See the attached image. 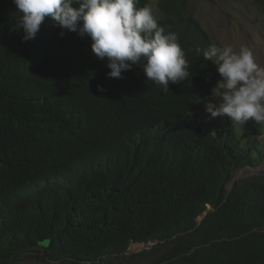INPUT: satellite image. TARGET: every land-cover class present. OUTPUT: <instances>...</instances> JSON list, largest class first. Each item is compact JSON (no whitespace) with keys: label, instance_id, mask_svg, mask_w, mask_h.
I'll return each mask as SVG.
<instances>
[{"label":"trees","instance_id":"obj_1","mask_svg":"<svg viewBox=\"0 0 264 264\" xmlns=\"http://www.w3.org/2000/svg\"><path fill=\"white\" fill-rule=\"evenodd\" d=\"M157 7L190 66L169 91L144 80L143 59L110 78L91 38L61 37L50 18L25 41L17 6L0 0V63H10L0 64V264H132L151 255L149 264H264V175L234 181L264 162V140L253 120L201 117L220 80L202 56L212 42L189 0ZM45 239L49 248L37 252ZM149 243L148 255H127Z\"/></svg>","mask_w":264,"mask_h":264},{"label":"clouds","instance_id":"obj_2","mask_svg":"<svg viewBox=\"0 0 264 264\" xmlns=\"http://www.w3.org/2000/svg\"><path fill=\"white\" fill-rule=\"evenodd\" d=\"M13 3L20 13L19 25L25 41L34 38L46 18H50L61 29V37L65 30L89 36L91 53L106 62L110 78H121L124 71L139 65L141 59L145 61L142 71L146 79L166 91L170 82L184 81L190 74L189 61L177 35L158 22L153 7H137L138 0H13ZM202 56L216 66L221 77L211 89V99L205 102L206 112L213 118L227 116L239 125L249 120L264 125V68L257 65L253 53L243 46L234 51L230 45L211 44ZM258 139L264 140V136Z\"/></svg>","mask_w":264,"mask_h":264},{"label":"rangeland","instance_id":"obj_3","mask_svg":"<svg viewBox=\"0 0 264 264\" xmlns=\"http://www.w3.org/2000/svg\"><path fill=\"white\" fill-rule=\"evenodd\" d=\"M150 2L151 7L157 9L158 0H150ZM189 2L190 14L208 33L212 44L218 47L230 45L234 51H239L242 46L247 47L253 53L257 65L260 68H264V9L257 6L251 0H189ZM160 15L162 16V14ZM210 64L213 63L210 62ZM216 77L221 79L219 73ZM200 115L203 119L211 118L212 120H220L222 122L229 119L227 116L213 118L205 109ZM253 123L255 127L253 129L254 132L258 136H264V125H258L254 120ZM255 175H264V162L253 168H246L237 172L234 176V181ZM152 245L151 243L147 245L132 244L127 255L130 256L137 253L148 255ZM36 251L41 252L42 250L41 248H37ZM153 259H155L153 255L149 257L145 256L142 260L132 259V264H149ZM18 264L43 263L24 259ZM110 264L119 263L113 260Z\"/></svg>","mask_w":264,"mask_h":264},{"label":"bare ground","instance_id":"obj_4","mask_svg":"<svg viewBox=\"0 0 264 264\" xmlns=\"http://www.w3.org/2000/svg\"><path fill=\"white\" fill-rule=\"evenodd\" d=\"M143 1H144V0H143ZM164 1H165V0H164ZM170 1H172V0H170ZM249 1H250V0H249ZM255 1H256V0H255ZM148 2H149V1H148ZM159 2H160V1H159ZM178 2H179V1H178ZM253 2H254V1H253ZM157 3H158V2H157ZM162 3H163V2H162ZM257 3H259V2H257ZM144 4H147V3H144ZM144 4H142V6H144ZM171 4H172V3H171ZM206 4H207V3H206ZM260 4H261V3H260ZM149 5H150V4H149ZM208 5H209V4H208ZM256 5H257V4H256ZM261 5H262V4H261ZM150 6H151V5H150ZM137 7H138V6H137ZM176 7H177V6H176ZM157 8H158V7H157ZM171 8H172V7H171ZM154 9L156 10V8H154ZM168 9H169V8H168ZM178 9H179V8H178ZM169 10H170V9H169ZM174 10H175V8H174ZM179 10H180V9H179ZM179 10H178V12H180ZM183 10H184V9H183ZM170 11H171V10H170ZM170 11H168V12H170ZM157 12H158V11H157ZM160 12H161V11H159L158 13H160ZM163 14L165 15V13H163ZM174 14H175V13H174ZM174 14H173V15H174ZM179 14H180V13H179ZM179 14H178V15H179ZM169 15H170V14H169ZM176 17H177V15H176ZM159 18H160V17H159ZM159 18H158V19H159ZM170 18H171V17H170ZM171 19H172V18H171ZM174 19H175V18H174ZM169 20H170V19H169ZM169 20H167V21H169ZM172 20H173V19H172ZM159 21H160V20H158V22H159ZM182 22H183V21H182ZM168 23H170V22H168ZM172 24H173V23H172ZM167 25H168V24H167ZM48 26H49V25H48ZM41 27H42V26H41ZM170 27H171V26H170ZM186 28H187V27H186ZM41 29H42V28H41ZM189 29H190V28H189ZM44 30H45V29H44ZM54 30H55V29H54ZM54 30H53V31H54ZM193 30H194V29H193ZM39 31H40V30H39ZM45 31H46V30H45ZM50 31H51V30H50ZM53 31H52V32H53ZM177 31H178V30H177ZM54 32H55V31H54ZM38 33H39V32H38ZM186 33H187V32H186ZM44 34H45V33H44ZM44 34H43V35H44ZM49 34H50V32H49ZM52 34H53V33H52ZM52 34H50V35H52ZM55 34H56V32H55ZM40 35H41V34H40ZM38 36H39V35H36V37H38ZM47 36H48V35H47ZM47 36H46V37H47ZM36 37H34V38H36ZM44 37H45V36H44ZM46 37H45V39H46ZM50 37H51V36H50ZM47 38H48V37H47ZM38 40H39V39H38ZM38 40H37V41H38ZM49 40H50V39H49ZM89 40H90V39H89ZM28 41H29V40H28ZM32 41H33V40H32ZM39 42H40V41H39ZM42 42H43V41H42ZM42 42H40V43L42 44ZM85 42H86V41H85ZM87 42H88V41H87ZM87 42H86V43H87ZM89 42H90V41H89ZM28 43H29V42H28ZM30 43H31V42H30ZM82 43H84V42H82ZM202 43H203V42H202ZM38 44H39V43H38ZM41 44H40L39 46H41ZM32 45H33V44H32ZM47 45H48V43H47ZM49 45H50V44H49ZM28 46H29V45H28ZM28 46H27V47H28ZM43 46H44V45H43ZM43 46H42V47H43ZM56 46H57V45H56ZM89 46H91V45H89ZM24 47H25V46H24ZM37 47H38V46H37ZM49 47H51V46H49ZM19 48H20V47H19ZM88 48H89V47H88ZM25 49H26V48H25ZM38 49H39V48H38ZM46 49H48V48H46ZM46 49H45V50H46ZM83 49H84V48H83ZM28 50H29V49H28ZM30 50H31V49H30ZM40 50H41V49H40ZM40 50H38V51H40ZM42 50H43V49H42ZM42 50H41V51H42ZM54 50H55V49H54ZM54 50H50V52H51V51L54 52ZM85 50H86V49H85ZM85 50H84V52H85ZM19 51H20V50H19ZM89 51H90V50H89ZM46 52H47V51H46ZM16 53H17V52H16ZM38 53H39V52H38ZM55 53H56V52H55ZM88 53H90V52H88ZM20 54H21V53H19V55H20ZM22 54H23V53H22ZM39 54H40V53H39ZM49 54H50V53H49ZM36 55H37V54H36ZM54 55H55V54H54ZM64 55H65V54H64ZM64 55H63V56H64ZM24 56H25V55H24ZM48 56H49V55H48ZM56 56H57V55H56ZM81 56H82V55H81ZM40 58H42V57H40ZM43 58H44V57H43ZM45 58H46V57H45ZM51 58H52V57H51ZM55 58H56V57H55ZM38 59H39V58H38ZM38 59H37V60H38ZM47 59H48V58H47ZM52 59H53V58H52ZM58 59H59V58H58ZM66 59H67V56H66ZM35 60H36V59H35ZM45 60H46V59H45ZM49 60H50V58L48 59V61H49ZM67 60H68V59H67ZM71 60H72V58H70V61H71ZM78 60H79V59H78ZM41 61H42V60H41ZM53 61H54V60H53ZM53 61H52V62H53ZM26 62H27V61H26ZM31 62H32V61H31ZM33 62H34V61H33ZM37 62H38V61H37ZM52 62H51V63H52ZM58 62H63V61H59V60H58ZM58 62H57V63H58ZM74 62H75V61H74ZM207 62H208V61H207ZM210 62H211V61H210ZM2 63H3V61H1L0 64H2ZM39 63H40V62H39ZM48 63H50V62H48ZM51 63H50V65H51ZM53 63H54V62H53ZM211 63H212V62H211ZM3 64H5V65L8 66V64H10V63L6 64V62H4ZM18 64H19V63H17L16 66H17ZM22 64H23V63H22ZM28 64H29V63H28ZM46 64H47V63H46ZM19 65H20V64H19ZM24 65H25V63H24ZM40 65H41V63L38 64L39 67H40ZM56 65H57V64H56ZM56 65H55V66H56ZM60 65H61V64H60ZM7 66H6V67H7ZM21 66H22V65H21ZM33 66H35V65H33ZM52 66H53V65H52ZM52 66H50V68H51ZM55 66H54V68H55ZM3 67H5V66H3ZM3 67H1V68H3ZM18 67H20V66H18ZM22 67H23V66H22ZM22 67H20V68H22ZM27 67H28V66H27ZM36 67H37V65H36ZM44 67H45V66H44ZM48 67H49V66H48ZM84 67H85V66H84ZM1 68H0V69H1ZM20 68H19V69H20ZM25 68H26V67H25ZM29 68H30V67H29ZM40 68H41V67H40ZM46 68H47V67H46ZM46 68H44V69H46ZM54 68H53V69H54ZM22 69H23V71H24V67H23ZM34 69H35V68H34ZM37 69H38V68H37ZM57 69H58V68H57ZM63 69H64V68H63ZM63 69H61L60 72H63V71H62ZM10 70H12V69H10ZM14 70H15V69H14ZM55 70H56V68H55ZM74 70H76V69H74ZM30 71H31V70H30ZM47 71H48V69H47ZM52 71H53V70H52ZM65 71H66V70H65ZM69 71H70V70H69ZM69 71H68V72H69ZM81 71H82V70H81ZM17 72H19V71H17ZM25 72H26V71H25ZM71 72H72V70H71ZM76 72H77V71H76ZM1 73H2V72H1ZM13 73L15 74V72H13ZM22 73H23V72H22ZM29 73H30V72H29ZM142 73H143V72H141V74H142ZM16 74H17V73H16ZM26 74H27V73H26ZM64 74H65V73H64ZM68 74H69V73H68ZM141 74H140V75H141ZM66 75H67V73H66ZM66 75H65V76H66ZM71 75H72V74H71ZM18 76H19V75H18ZM20 76H21V74H20ZM25 76H28V75H25ZM1 77H2V76H1ZM23 77H24V73H23ZM16 78H17V77H16ZM24 78H25V77H24ZM127 78H128V77H127ZM20 79H21V78H20ZM22 79H23V78H22ZM22 79H21V80H22ZM29 79H30V78H29ZM114 79H115V78H114ZM13 80H14V79H13ZM115 80H116V79H115ZM144 80H145V76H144ZM22 81H23V80H22ZM9 82H10V80H9ZM14 82H15V80H14ZM16 82H18L19 84L21 83V81L19 82L18 79H17ZM30 82H31V81H30ZM146 83H147V82H146ZM2 84H4V83H2ZM11 84H12V82H11ZM19 84H18V86H19V88H21V86H20ZM25 84H26V82H25ZM25 84H24V86H25ZM27 85H29V84H27ZM113 85H114V84H113ZM184 85H185V84H184ZM118 86H119V85H118ZM124 86H125V85H124ZM124 86H123V87H124ZM185 86H186V85H185ZM27 87H28V86H27ZM30 87H31V85H30ZM97 87H98V86H97ZM121 87H122V86H121ZM98 88H99V87H98ZM29 89H30V88H29ZM125 89H126V88H125ZM138 89H139V88H138ZM130 90H131V89H130ZM31 91H32V90H31ZM115 92H116V91H115ZM113 94H114V93H113ZM32 95H33V93H32ZM120 96H121V95H120ZM32 97H33V96H32ZM32 97H31V98H32ZM112 98H114V97H112ZM77 100H78V99H77ZM79 101H80V100H79ZM168 102H169V101H168ZM132 103H133V102H132ZM104 107H105V106H104ZM150 107H151V106H150ZM89 108H90V107H89ZM112 114H113V113H112ZM69 117H70V116H68V118H69ZM163 123H164V122H163ZM137 127H138V126H137ZM153 129H154V128H153ZM9 137H11V136H9ZM6 143H7V142H6ZM2 146H3V145H2ZM5 147H6V146H5ZM8 147H9V146H8ZM1 148L3 149V147H1ZM5 151H6V150H5ZM3 154H4V153H3ZM4 156H5V154H4ZM26 158H27V157H26ZM27 159H28V158H27ZM2 160H3V159H2ZM0 166H1V163H0ZM3 167L5 168V166H3ZM3 173H4V172H3ZM50 180H51V179H50ZM43 181H44V180H43ZM0 188H1V187H0ZM231 189H232V188H231ZM1 196H2V195H1ZM0 200H1V199H0ZM210 210H211V209H210ZM206 213H207V212H206ZM48 248H49V247H48Z\"/></svg>","mask_w":264,"mask_h":264},{"label":"water","instance_id":"obj_5","mask_svg":"<svg viewBox=\"0 0 264 264\" xmlns=\"http://www.w3.org/2000/svg\"><path fill=\"white\" fill-rule=\"evenodd\" d=\"M208 209H209V208H208ZM205 215H206V213L203 214V217H204ZM201 219H202V217L199 219V222L201 221ZM49 245H50V241L47 240V239L38 242V247L43 248V249L48 248Z\"/></svg>","mask_w":264,"mask_h":264}]
</instances>
